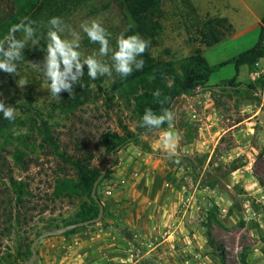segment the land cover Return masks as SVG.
<instances>
[{"label": "rangeland", "instance_id": "rangeland-1", "mask_svg": "<svg viewBox=\"0 0 264 264\" xmlns=\"http://www.w3.org/2000/svg\"><path fill=\"white\" fill-rule=\"evenodd\" d=\"M161 12V29L149 46L151 57L172 61L178 70L182 59L199 50L213 66L256 42L264 0H164ZM53 17L79 34L82 59L97 55L109 64L111 52L99 57L100 45L89 40L81 24L99 21L110 33L109 46L115 50L117 37L122 32L127 36L132 21L122 0H48L33 26L45 43L34 36L23 50L16 74L0 71V99L15 107L20 119L13 135L46 122L69 145L74 137L90 142L93 164L101 169L106 166L107 175L97 191L105 204L102 219L64 237L70 239L95 227L120 229L129 250L119 264H264V58L252 68L242 65L236 71L232 63L219 67L210 75L207 89L174 100L170 124L142 132L138 145L129 143L110 157L98 137L105 130L121 133L120 122L135 132L132 107L109 89L115 72L112 79L102 76L106 94L92 85L91 101L77 111L91 121L90 126L76 125L77 133L73 131L71 119L59 107L63 92L60 99L52 97L48 81L31 64L43 62L48 22ZM221 18L226 21L219 28L220 40L206 46L201 42L204 23ZM61 35L71 39L67 29ZM15 36L20 39L23 32ZM165 131L179 137L173 156L161 144ZM14 176L24 178L18 169ZM33 188L35 197L28 207L39 209L46 204L49 209L29 211L27 221L14 223L9 238L3 240L0 257L52 224L61 225L77 210L66 202L42 201L41 182ZM118 190L126 195L114 201ZM116 204L136 220L132 231L118 220ZM52 239L45 238L38 246L40 264L57 255L49 244Z\"/></svg>", "mask_w": 264, "mask_h": 264}, {"label": "trees", "instance_id": "trees-1", "mask_svg": "<svg viewBox=\"0 0 264 264\" xmlns=\"http://www.w3.org/2000/svg\"><path fill=\"white\" fill-rule=\"evenodd\" d=\"M122 1L132 21L127 35L139 34L150 41V46L161 29V5L164 0ZM47 2L48 0H0V41L12 35L11 29L22 22L25 24L32 22V27L36 26V18ZM225 21V18L207 20L203 25L205 30L201 32V42L206 46L217 43L222 35L219 28ZM34 36L45 43L38 32L35 31ZM262 58H264V14L260 18L256 42L237 56L218 65H209L199 50H195L180 61L178 72L172 61L154 60L148 47L146 52L138 57L144 61L143 68L134 69L133 73L124 79L115 74V81L109 86L112 94L132 107L137 122L136 131H131L120 122L121 133L110 130L100 133L98 137L100 146L106 155L113 157L112 151L115 156L117 150L129 143L138 145L141 133L153 130L141 126L145 109L150 108L158 115L162 114V107L170 109L178 96L205 87L210 75L219 67L232 63L236 71L242 65L252 68ZM102 80V76L94 80L89 78L87 68L84 67V76L80 84L73 86V94L62 93L63 98L59 107L71 119L70 127L74 132L77 133L76 125L84 128L90 126L91 121L84 119L77 111L91 101L92 85L105 93L101 86ZM157 90L160 92L158 97L153 95ZM109 99L111 101L110 97ZM19 124L20 119L17 115L15 120L10 122L4 119L3 113L0 112V250L4 246L3 240L9 238L14 223L28 220L27 212L33 210L45 212L49 209V205L46 204L39 209L35 205L33 208L28 207L31 199L35 197L32 193L35 182L36 184L41 182L44 189L42 201L50 202L49 204L57 201L66 202L76 206L77 210L73 217L61 220V225L91 219L98 212V204L91 197V189L102 169L93 164L94 153L91 143H84V139L75 141L76 137H74V143L69 145L61 138L62 134L52 130L46 122H42L40 126L32 125L27 133L13 135V128ZM167 124L166 122L161 127ZM35 168L36 171L32 173ZM16 169L24 174L23 179L15 178ZM106 175L107 171L96 189L103 211L105 204L97 191ZM78 229L62 236L72 234ZM31 241L17 245L12 251L7 248L6 257H0V264H16L23 257H27Z\"/></svg>", "mask_w": 264, "mask_h": 264}, {"label": "clouds", "instance_id": "clouds-1", "mask_svg": "<svg viewBox=\"0 0 264 264\" xmlns=\"http://www.w3.org/2000/svg\"><path fill=\"white\" fill-rule=\"evenodd\" d=\"M47 32L46 55L42 63H31L42 74V77L48 81L49 94L60 99L62 92L73 94V86L80 84L84 76V67L87 66V76L91 79H97L101 76L113 78V73L121 79L130 76L134 69L141 70L144 61L138 59L149 47L150 41L142 38L139 34L125 35L123 32L117 37V46L112 50L109 46L110 33L102 26L99 21L83 22L81 29L87 34L89 40L98 43L99 57H104L111 52V64L99 59L97 55H91L82 59V54L78 51L79 34L66 26L59 17H53L49 20ZM69 32L71 39L62 38V33ZM23 32V37L18 39L15 33ZM12 35L0 41V71L7 74H16L17 64L22 59V53L27 46V42L34 37L35 29L32 22L21 23L11 29ZM2 95V94H0ZM154 96H160L159 90L153 93ZM163 104V102H161ZM0 112L3 118L8 121L15 120V107L6 105L0 99ZM162 114L153 112L152 109H145L142 116V127L148 129H159L164 123H171L174 114L167 108L161 109ZM179 137L170 131H165L161 137V144L167 150L169 156L176 154V146Z\"/></svg>", "mask_w": 264, "mask_h": 264}, {"label": "crops", "instance_id": "crops-1", "mask_svg": "<svg viewBox=\"0 0 264 264\" xmlns=\"http://www.w3.org/2000/svg\"><path fill=\"white\" fill-rule=\"evenodd\" d=\"M121 180L125 182V179ZM124 195H126L124 191L118 190L113 194V200L120 201ZM131 208L128 207L129 210ZM124 211L123 206L115 205L118 220L125 230L132 231L136 227V220L126 216ZM95 228L94 231L83 234L76 233L70 239H66L64 236L53 237L54 239L49 244L54 247V252L57 255L50 257V260L43 264H119L124 258L123 253L129 250L125 245L127 237H122L119 228V233L111 226L107 229Z\"/></svg>", "mask_w": 264, "mask_h": 264}, {"label": "water", "instance_id": "water-1", "mask_svg": "<svg viewBox=\"0 0 264 264\" xmlns=\"http://www.w3.org/2000/svg\"><path fill=\"white\" fill-rule=\"evenodd\" d=\"M207 88L208 87L205 86V87L198 88V90H205ZM111 155L113 156V151L111 152ZM105 172H106V166L102 169L101 174L95 180L92 186V189H91V197L98 204L97 215L91 219H87L83 221H76V222L65 224V225H53V226L43 229L30 242L29 247H28L29 249L28 256L23 257L21 261H19L16 264H39V256H38L37 249H38V246L40 245V242L43 239L48 238V237H54V236H62L65 233H68L76 228L92 227V226H95L101 220L103 216V205L98 200V197L96 195V189H97L98 183L104 177Z\"/></svg>", "mask_w": 264, "mask_h": 264}]
</instances>
